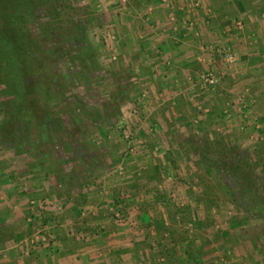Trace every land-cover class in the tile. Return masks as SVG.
Masks as SVG:
<instances>
[{"label":"rangeland","instance_id":"1","mask_svg":"<svg viewBox=\"0 0 264 264\" xmlns=\"http://www.w3.org/2000/svg\"><path fill=\"white\" fill-rule=\"evenodd\" d=\"M9 25L0 264H264V0H0Z\"/></svg>","mask_w":264,"mask_h":264},{"label":"trees","instance_id":"2","mask_svg":"<svg viewBox=\"0 0 264 264\" xmlns=\"http://www.w3.org/2000/svg\"><path fill=\"white\" fill-rule=\"evenodd\" d=\"M26 14L27 12L24 11H20L19 12V17L23 20H25L26 18ZM24 23L19 22L18 26L21 27L23 26ZM8 30H4L2 33H0V49L1 51L6 52L7 55H11L12 56H16L18 54V51L16 49V38L18 36V29L15 28V26H11L9 25ZM24 36V35H23Z\"/></svg>","mask_w":264,"mask_h":264},{"label":"built area","instance_id":"3","mask_svg":"<svg viewBox=\"0 0 264 264\" xmlns=\"http://www.w3.org/2000/svg\"><path fill=\"white\" fill-rule=\"evenodd\" d=\"M230 61H233V57L232 56H230ZM218 80L219 79H218L217 75L214 72L208 73L207 78H206L207 84L215 85V84H217Z\"/></svg>","mask_w":264,"mask_h":264},{"label":"crops","instance_id":"4","mask_svg":"<svg viewBox=\"0 0 264 264\" xmlns=\"http://www.w3.org/2000/svg\"><path fill=\"white\" fill-rule=\"evenodd\" d=\"M221 8V11L223 12V11H226V9H228V7L227 6H224V4L220 7ZM183 56V55H182ZM182 58V57H181ZM165 102V101H164Z\"/></svg>","mask_w":264,"mask_h":264}]
</instances>
